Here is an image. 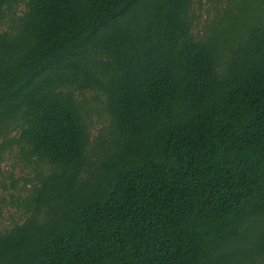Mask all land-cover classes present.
I'll use <instances>...</instances> for the list:
<instances>
[{
    "label": "trees",
    "instance_id": "1",
    "mask_svg": "<svg viewBox=\"0 0 264 264\" xmlns=\"http://www.w3.org/2000/svg\"><path fill=\"white\" fill-rule=\"evenodd\" d=\"M194 1L0 0V264H264V0L201 37Z\"/></svg>",
    "mask_w": 264,
    "mask_h": 264
},
{
    "label": "rangeland",
    "instance_id": "2",
    "mask_svg": "<svg viewBox=\"0 0 264 264\" xmlns=\"http://www.w3.org/2000/svg\"><path fill=\"white\" fill-rule=\"evenodd\" d=\"M241 0H195L192 5V32L196 37H201L215 26V22L226 15V11L236 12ZM5 29L4 24H0ZM84 97L89 104V127L91 137L96 136L108 124V116L104 110L102 96H96L94 91L84 92ZM33 170L24 167L14 156L13 152H6L0 159V232L11 227L14 223L24 220L23 209H19L16 197L21 200L29 192L31 185H24V178H32ZM12 183L15 184L11 188ZM5 186V188H4ZM13 200V201H12Z\"/></svg>",
    "mask_w": 264,
    "mask_h": 264
}]
</instances>
